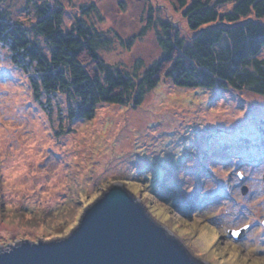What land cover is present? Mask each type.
I'll return each instance as SVG.
<instances>
[{
  "label": "rangeland",
  "instance_id": "1",
  "mask_svg": "<svg viewBox=\"0 0 264 264\" xmlns=\"http://www.w3.org/2000/svg\"><path fill=\"white\" fill-rule=\"evenodd\" d=\"M43 4L62 8L64 30L82 20L100 32V58L137 79L161 58L162 23L186 43L195 35L169 0H0V13L29 30ZM30 77L0 44V247L66 237L119 183L196 260L264 264V97L163 80L139 107L71 122L65 97L37 102ZM243 227L242 240L227 235Z\"/></svg>",
  "mask_w": 264,
  "mask_h": 264
},
{
  "label": "trees",
  "instance_id": "2",
  "mask_svg": "<svg viewBox=\"0 0 264 264\" xmlns=\"http://www.w3.org/2000/svg\"><path fill=\"white\" fill-rule=\"evenodd\" d=\"M169 1L183 11L195 35L186 43L162 23L157 39L161 58L139 79L105 64L99 51L110 41L84 21L64 30L61 7L37 6L29 30L0 13V44L16 68L33 71L29 83L37 102L42 94L65 97L71 122L93 120L100 105L139 107L163 80L187 90L248 91L264 97V0ZM223 6L231 9L221 12Z\"/></svg>",
  "mask_w": 264,
  "mask_h": 264
},
{
  "label": "water",
  "instance_id": "3",
  "mask_svg": "<svg viewBox=\"0 0 264 264\" xmlns=\"http://www.w3.org/2000/svg\"><path fill=\"white\" fill-rule=\"evenodd\" d=\"M241 190L248 192L245 186ZM78 220L66 237L1 245L0 264H205L148 216L122 184L102 191ZM244 230L231 229L227 235L240 241Z\"/></svg>",
  "mask_w": 264,
  "mask_h": 264
},
{
  "label": "snow or ice",
  "instance_id": "4",
  "mask_svg": "<svg viewBox=\"0 0 264 264\" xmlns=\"http://www.w3.org/2000/svg\"><path fill=\"white\" fill-rule=\"evenodd\" d=\"M245 227H247V225H245ZM233 235H236V233H233Z\"/></svg>",
  "mask_w": 264,
  "mask_h": 264
}]
</instances>
